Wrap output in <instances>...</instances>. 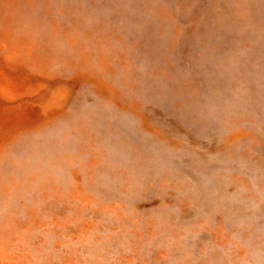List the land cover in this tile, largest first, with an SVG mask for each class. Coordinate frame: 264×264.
<instances>
[{"label":"rangeland","instance_id":"374dc122","mask_svg":"<svg viewBox=\"0 0 264 264\" xmlns=\"http://www.w3.org/2000/svg\"><path fill=\"white\" fill-rule=\"evenodd\" d=\"M0 135V264H264V0H0Z\"/></svg>","mask_w":264,"mask_h":264},{"label":"bare ground","instance_id":"6f19581e","mask_svg":"<svg viewBox=\"0 0 264 264\" xmlns=\"http://www.w3.org/2000/svg\"><path fill=\"white\" fill-rule=\"evenodd\" d=\"M23 34V33H22ZM8 37V36H7ZM16 37V36H15ZM17 38V37H16ZM17 39H19V40H22V42H24V43H26L28 40H26L27 39V37H23V36H20L19 38H17ZM23 102V101H22ZM11 104V103H10ZM13 104V103H12ZM19 104V103H18ZM9 106V105H8ZM14 107V106H13ZM5 108V107H4ZM6 113H8V112H6ZM12 113V112H11ZM18 113V112H17ZM11 117V116H10ZM15 118H16V116H15ZM14 118V119H15ZM14 119H13V121H14ZM3 120V119H2ZM24 120V119H23ZM4 121V120H3ZM8 121V120H7ZM16 121V120H15ZM30 121V120H29ZM3 123V122H2ZM7 123H9V122H7ZM16 123V122H15ZM14 123V124H15ZM145 123V122H144ZM9 125H11V124H9ZM17 125V124H16ZM3 128V127H2ZM9 128V127H8ZM7 128V129H8ZM11 128V127H10ZM13 130V129H12ZM8 131V130H7ZM6 131V132H7ZM1 136V135H0ZM27 140H29V139H27ZM2 141V140H1ZM44 144H45V147L47 148V141L46 140H44ZM25 145V144H24ZM24 146L22 145V148L21 149H23V151H24ZM26 148H27V150H30L31 148H32V146L28 143V145H26ZM72 171H74V170H72ZM213 192V191H212ZM212 196V195H211ZM214 196V195H213ZM217 201V200H216ZM216 203V202H215ZM219 203V202H218ZM31 248V247H30Z\"/></svg>","mask_w":264,"mask_h":264}]
</instances>
